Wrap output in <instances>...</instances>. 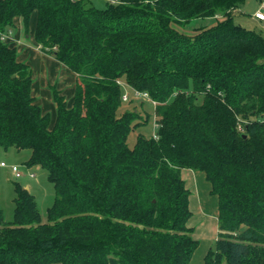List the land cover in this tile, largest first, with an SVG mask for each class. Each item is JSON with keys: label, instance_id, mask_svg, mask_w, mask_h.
Masks as SVG:
<instances>
[{"label": "trees", "instance_id": "16d2710c", "mask_svg": "<svg viewBox=\"0 0 264 264\" xmlns=\"http://www.w3.org/2000/svg\"><path fill=\"white\" fill-rule=\"evenodd\" d=\"M93 1L0 0V33L32 19L34 41L76 75L68 100L53 90L52 116L0 40V147L30 149L26 165L46 169L55 192L42 221L14 185L0 264H189L198 240L183 168L217 197L202 264H264V36L235 22L244 0ZM216 14L195 33L177 28ZM117 80L156 101L157 138L128 144L148 114L119 109Z\"/></svg>", "mask_w": 264, "mask_h": 264}, {"label": "rangeland", "instance_id": "374dc122", "mask_svg": "<svg viewBox=\"0 0 264 264\" xmlns=\"http://www.w3.org/2000/svg\"><path fill=\"white\" fill-rule=\"evenodd\" d=\"M93 2L96 6L104 5L103 0H94ZM259 5L260 2L258 0H244V2L238 8L234 9L233 16L235 22H239L248 29H253L257 32H260L264 36V20H258L253 17V13L259 7ZM262 10L264 12V9ZM221 18V14H216L214 17L195 18L185 23L184 26H178L177 28L180 31L192 34L199 31L200 27L210 26L214 24L217 19ZM30 22L31 19L29 23ZM128 93L131 101L122 102L119 109H132L133 106H136L140 113H143L142 111H146L148 114V120L144 126H138L130 131L127 142L131 146L135 142L137 133L142 132L148 136L153 134L154 110L153 106L149 102L142 101L140 98L134 97L129 90ZM29 154L30 149L28 148L16 149L15 147H9L7 149H3L0 147V161L6 163L7 165H17L23 172L21 177L16 178L13 176L8 166L0 167V209L5 221H10L13 218V197L15 196L14 185L16 183L24 188L28 187V191L35 198L42 221L46 220V209L52 205L54 201V187L52 182L48 179L46 169L40 167L39 165L27 166L25 162L28 159ZM27 171L33 172L34 177L28 176L26 174ZM192 191L193 192H191V194L197 197L196 190ZM209 194L210 193L208 192L207 196H212V198L216 200V196L214 194ZM210 206L211 204L209 202L207 207ZM190 210L191 215L187 223L192 227V234H196L198 245L191 256L189 264H197L199 261L202 263V258L205 251L214 245L213 236L218 235V230L215 216L211 215L205 220H201V218H199L200 214L198 215L195 210Z\"/></svg>", "mask_w": 264, "mask_h": 264}, {"label": "crops", "instance_id": "0c3cea01", "mask_svg": "<svg viewBox=\"0 0 264 264\" xmlns=\"http://www.w3.org/2000/svg\"><path fill=\"white\" fill-rule=\"evenodd\" d=\"M33 27L34 23L31 19L29 29L25 31L21 19L17 18L14 27L8 28L2 33L8 35L10 39L7 38L5 41L11 42L16 46L19 59L28 64L33 79L32 93L38 104L44 111H48L54 116L55 102L53 100V90L58 91L68 100L73 92L76 75L52 54L40 48L39 44L33 39ZM181 176L190 191L189 208L195 210L198 215L200 214L199 218L201 220H205L211 215L215 216L217 226V197L214 200L212 196H207V193H210V184L204 180V174L189 168H183L181 169ZM26 188L28 189V187ZM192 190H196L197 197L191 194ZM209 202L211 206L207 207ZM193 235L196 238V234L193 233ZM213 237L214 240L217 238L216 235ZM200 263L201 261L197 262V264Z\"/></svg>", "mask_w": 264, "mask_h": 264}, {"label": "built area", "instance_id": "2783aa9c", "mask_svg": "<svg viewBox=\"0 0 264 264\" xmlns=\"http://www.w3.org/2000/svg\"><path fill=\"white\" fill-rule=\"evenodd\" d=\"M262 9H264V0L262 2H260L259 7L254 11L253 17L258 19V20H264V12ZM0 38H1V40H5L7 38L9 39L8 35L3 34V33L0 34ZM117 82L120 84V86L122 88V95H121L122 101L127 102L130 100L129 93H128V90H129L134 97L140 98L142 101H147L152 106H154L156 104V101L154 99H152L146 91H139V90H136L134 88H131L123 80H117ZM156 127H157V123L154 120V122H153L154 131H153L152 136L155 138L158 137V135L156 133ZM239 129L241 130L240 127H239ZM6 166H8L10 168L14 177L18 178V177L22 176L23 172L19 169V167L17 165H7L6 163L0 161V167H6ZM26 174L30 177H34V173L31 171H27Z\"/></svg>", "mask_w": 264, "mask_h": 264}]
</instances>
